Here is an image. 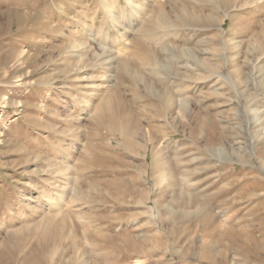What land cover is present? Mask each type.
Masks as SVG:
<instances>
[{
	"label": "rangeland",
	"instance_id": "1",
	"mask_svg": "<svg viewBox=\"0 0 264 264\" xmlns=\"http://www.w3.org/2000/svg\"><path fill=\"white\" fill-rule=\"evenodd\" d=\"M168 2L0 0V264H264V0Z\"/></svg>",
	"mask_w": 264,
	"mask_h": 264
},
{
	"label": "bare ground",
	"instance_id": "2",
	"mask_svg": "<svg viewBox=\"0 0 264 264\" xmlns=\"http://www.w3.org/2000/svg\"><path fill=\"white\" fill-rule=\"evenodd\" d=\"M168 1H169L168 3H173L176 0H168ZM179 1H183V0H179ZM201 1H205L207 3H210L216 9H218L221 4L227 5L228 0H201ZM128 3H130V2H128ZM161 3L155 4L156 6L155 5L153 6L152 4H148L150 6L149 11H150L151 15H149V19H147L148 17L147 18L145 17L147 20H145L143 25L140 26V28L137 30L138 40L133 42L134 48H136V50L138 49L139 51H141V50L143 51L144 46H145L144 43L149 42V41L152 42L154 40V38H157V40L161 41V40H163L164 37L168 36L169 33L166 31L173 26L172 25L173 23L170 21L169 16L166 14L167 12L164 11ZM130 4H132V3H130ZM175 7L176 8H173V10H175V12H176V21L179 23L180 22L181 23H190V21L192 19H194L196 21H200V20L204 21L205 20L201 15H198L195 12L193 14H189L185 8H183V7L177 8L176 5H175ZM129 9H130V7H129ZM170 54H171L170 56H173L172 53H170ZM181 54H182V56H180V58L184 57L187 60H194V57L190 53L189 50L181 51ZM131 64H132V62H131ZM130 66H131L130 63H128L125 59L118 61L116 63V68L118 69V73H119V77L117 79H119V80L125 79V80H128L129 82H137L139 80V76H138L137 72L134 71L135 69H132V67H134V66L133 65L131 67ZM161 67H162L161 65H158V68L156 67V69L153 70V72L155 71L154 74H158L160 72V69H162ZM112 96H113V94H112ZM107 104L108 103L106 101L101 106L100 111H101L103 116H104V114H109V112H107V110H106ZM119 107H120V105H119ZM190 201H191V203L197 202V200L194 197H191ZM49 209H50V207H49ZM236 232L237 231H234L232 226H228L227 231L225 233L226 238L233 241L232 242L233 244H234L235 236L237 237V241H238L239 237L242 235V233L236 234ZM240 242H241V244H244V242L241 239H240ZM245 249H247V248H244V251H245ZM246 251H248V250H246Z\"/></svg>",
	"mask_w": 264,
	"mask_h": 264
}]
</instances>
